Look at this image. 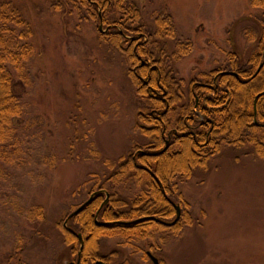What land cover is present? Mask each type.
Masks as SVG:
<instances>
[{
  "label": "rangeland",
  "instance_id": "1",
  "mask_svg": "<svg viewBox=\"0 0 264 264\" xmlns=\"http://www.w3.org/2000/svg\"><path fill=\"white\" fill-rule=\"evenodd\" d=\"M9 1L32 23L37 57L34 85L15 86L29 107L18 120L28 155L1 183L23 209L0 204V264H68L58 220L89 199L87 182L109 174L106 160L116 162L147 142L140 127L152 124L140 119L124 58L98 42V30L107 29L79 22L69 9L53 10L47 0ZM158 12L171 15L177 36L192 43L176 66L187 84L226 67L229 52L248 60L257 46L247 37L257 31L260 13L250 0H148L149 24ZM251 153L226 150L207 173L179 184L193 226L161 247L163 264H264V161ZM134 192L123 191L122 198ZM31 205L45 208L44 223L27 218ZM150 244L140 245L143 253ZM100 252L114 253L118 264H151L122 238H104Z\"/></svg>",
  "mask_w": 264,
  "mask_h": 264
},
{
  "label": "trees",
  "instance_id": "2",
  "mask_svg": "<svg viewBox=\"0 0 264 264\" xmlns=\"http://www.w3.org/2000/svg\"><path fill=\"white\" fill-rule=\"evenodd\" d=\"M46 2L53 10L69 9L71 15L76 13L79 22H92L97 27L103 24L107 33L98 30V42L124 58L126 75L131 79L140 104V119L152 124V128L140 127L147 139L144 145L135 144L128 155L116 162L106 160L109 174H94L91 182H87L91 184L90 194L105 191L110 195L109 204L103 207L99 219L111 224L99 227L95 223L105 194L97 195L70 221L72 229L85 239L82 264L95 261L98 241L103 237L122 238L123 245L134 252L141 251L140 245L148 241L153 250L161 249L173 239L181 238L186 227L193 226L191 205L184 200L180 183L194 179L197 173H207L213 158L224 147L251 151L252 155L264 159V127L255 124V120L264 124V65L255 77L264 64V0H250L251 7L260 10L255 18L258 32L247 31L249 42L257 43L250 58L244 60L235 52H229L226 67L203 72L189 84L177 77L176 66L190 54L192 43L177 36L174 20L166 12L153 13L149 24L145 14L148 0ZM140 34L146 35L148 42L145 38L133 40ZM34 39V27L23 11L12 1L0 0V204L7 203L15 210L23 207L17 204V198L9 196L1 183L10 175L8 169L19 170L20 163L25 161L27 149L18 120L26 115L29 107L15 86L34 85L32 63L37 57ZM221 72L236 73L239 80L231 76L219 77L216 98L212 96L214 91L197 85L213 82ZM225 89L229 90V95ZM196 95L201 99L202 95L209 96L207 105L217 108L202 112L206 115L204 123L199 122L194 113ZM222 96L224 100L220 102L218 98ZM166 140H170V144L162 152L167 147ZM154 177L158 178L167 196L181 207L178 224L173 227L153 221L119 224L145 217L172 222L176 217L174 206L165 198ZM132 189L135 192L129 200L122 198L123 191ZM27 210L31 222L44 223L46 220L42 205H31ZM70 212L58 220L57 229L62 242L77 249V238L64 228Z\"/></svg>",
  "mask_w": 264,
  "mask_h": 264
},
{
  "label": "flooded vegetation",
  "instance_id": "3",
  "mask_svg": "<svg viewBox=\"0 0 264 264\" xmlns=\"http://www.w3.org/2000/svg\"><path fill=\"white\" fill-rule=\"evenodd\" d=\"M141 38H145V41L146 42H148V37L146 36V35H144V34H140L138 37H136V38H133V40L135 41V40H138V39H141ZM144 62H142V65L144 66ZM262 69V68H261ZM135 71H136V69H135ZM257 74V73H256ZM259 74V73H258ZM257 74V75H258ZM257 75H255V77L257 76ZM221 76H231V77H235V78H238V74H236V73H232V72H221L214 80H213V82H211V83H203V82H201V83H197V85L199 86V87H202V88H205V89H208V90H211V91H214V93L212 94V96L213 97H217L218 96V92H219V90H218V87H219V77H221ZM238 80H239V78H238ZM240 82L241 83H245L244 81H242V80H240ZM225 92H227L228 93V95H229V90H227V89H225L224 90ZM230 97V96H229ZM220 99V102H222L223 100H224V96H222V97H220V98H218V100ZM210 100V98H209V96H203L202 95V99L199 97V95H196V103H195V114L196 115H198V117H199V122H202V123H204L205 121H204V119H205V116L206 115H203L202 114V112L204 111V112H208V111H213V110H215V109H217L216 107H211V106H208L207 105V102ZM256 102H257V100H256ZM208 122H210V123H213V121L212 120H208ZM255 124L256 125H258V126H260V127H264V124H260L257 120H255ZM141 127H143L144 128V126H142L141 125ZM176 132V131H175ZM177 133V132H176ZM171 137V136H170ZM169 137V139L171 140V138ZM170 140H166V143H167V149H168V146H169V144H170ZM226 150H233V151H237V150H234V149H232V148H229V147H224V149H223V151L221 152V153H219L218 155H216L215 157H217V156H219L220 154H222L223 152H225ZM242 152H245V151H242ZM214 157V158H215ZM213 158V159H214ZM261 160H263L264 161V159H261ZM155 178V177H154ZM155 180H156V182L159 184V186H160V188L162 189V192H163V195L165 196V198L174 206V208H175V211H176V217H175V220H176V218H177V213H178V211H177V209H176V207H175V205L176 206H179L177 203H175V202H173L168 196H167V194H166V192L163 190V187H162V185H161V183H160V181L158 180V178H155ZM95 193H97V192H95ZM95 193H93V194H91L90 195V197H89V199L86 201V202H84V203H82L76 210H74V211H72V212H70V214H69V216L67 217V219H66V221L64 222V228L65 229H67L68 231H70L76 238H77V240H78V248L77 249H75V246L74 245H71V246H66L65 244H63L64 246H66V247H68V248H70V254H71V257H72V261H71V263L69 262L68 264H82V256H83V252H84V249H85V239L83 238V235L81 234V233H79V232H76L74 229H72V227H71V224L69 225V223H70V221L73 219V218H75L76 216H78L80 213H78V214H75L74 215V213L81 207V206H83L84 204H86L89 200H90V198H91V196L92 195H94ZM99 194H105V200H104V202L102 203V205H101V207H100V210L97 212V214H96V216H95V223H96V225L97 226H99V227H108L111 223H108V222H101L100 221V219H99V216H100V213H101V210L103 209V207H105L106 205H108L109 204V201H110V195L108 194V193H106L105 191H99L98 192ZM99 194H97V195H99ZM96 195V196H97ZM109 195V196H108ZM96 196H94V198L96 197ZM93 198V199H94ZM92 202V201H91ZM90 202V203H91ZM87 206V205H86ZM180 207V206H179ZM85 208V207H84ZM180 210H181V207H180ZM181 216H182V210H181ZM146 218H152L151 220H147V221H153V222H156V223H159V224H161V225H163L162 223H172V222H166L164 219H161V218H159L158 217V219L156 218V217H145V218H139V219H137V220H134V221H130V222H128V221H126V222H116V223H119V224H122V225H132L133 223H136V222H141L142 220H144V219H146ZM154 219H156V220H158V222L157 221H155ZM180 219H181V217H180ZM174 220V221H175ZM173 221V222H174ZM180 221V220H179ZM178 221V222H179ZM104 224H107V226H103ZM178 224V223H177ZM121 225V226H122ZM163 226H165V225H163ZM166 227H168V226H166ZM78 236H81L82 238L80 239ZM104 238H108V237H103V238H101L98 242H99V249L95 252V255H96V258H95V261H93L92 263H90V264H97V263H101V264H118V263H115L114 261H116V260H114V257H115V254L113 253V254H110V255H104V254H102L101 252H100V250H101V241L104 239ZM122 245V244H121ZM128 248V247H127ZM130 249V248H129ZM141 249V252L140 253H143L142 252V248H140ZM162 249H156V250H153V247L152 246H150L149 247V250H147L146 252H144L143 253V256H142V258L143 259H147V261L149 260L150 262H151V264H155V262H154V260H153V258H155V259H157L158 260V263L159 264H163V260L161 259V256H160V254H161V251Z\"/></svg>",
  "mask_w": 264,
  "mask_h": 264
},
{
  "label": "water",
  "instance_id": "4",
  "mask_svg": "<svg viewBox=\"0 0 264 264\" xmlns=\"http://www.w3.org/2000/svg\"><path fill=\"white\" fill-rule=\"evenodd\" d=\"M99 29H100L101 31L103 30V24H101V25L99 26ZM263 65H264V64H262V65L260 66V68H259L257 74L260 72V70H261V68L263 67ZM257 74H256V75H257ZM97 194H99V193L97 192V193H95L94 195H92L91 198H90V200H89L86 204H84L83 206H81V207H80V208L74 213V215L80 213V212L84 209V207H86V205H88V204L93 200L94 196H96ZM108 196H109V195H108ZM175 207H176V209H177V211H178L176 220H175L174 222H172V223H162L163 225L168 226V227H173V226H175V225L178 223V221L180 220V217H181V210H180V207H179V206H176V205H175ZM151 219H152V218H146V219H144V220H142V221H147V220H151ZM154 220L158 222V220H156V219H154ZM103 226H107V224H104ZM78 237H79L80 239L82 238L81 236H78ZM153 260H154L155 264H159L157 259L153 258ZM97 264H101V263H97Z\"/></svg>",
  "mask_w": 264,
  "mask_h": 264
}]
</instances>
